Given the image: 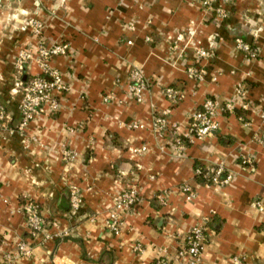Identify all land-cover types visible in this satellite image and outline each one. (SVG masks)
<instances>
[{
	"label": "crops",
	"instance_id": "1",
	"mask_svg": "<svg viewBox=\"0 0 264 264\" xmlns=\"http://www.w3.org/2000/svg\"><path fill=\"white\" fill-rule=\"evenodd\" d=\"M29 20L42 24L39 37ZM183 33L192 47L210 52L200 82L186 77L191 47L173 48ZM238 38L256 49L255 58L236 49ZM39 43L68 44L69 54L49 64L70 90L57 113L20 128L17 81L40 70L35 62L17 66L16 59ZM132 69L150 82L140 103L127 96ZM166 87L184 96L168 116L181 129L207 99L219 106L232 100L235 110L216 115L211 137L181 153L164 149L151 125L170 109ZM105 96L111 97L107 103ZM0 105L8 117L0 127V264L20 242L30 254L11 264H154L174 259L203 220L212 230L202 264H233L235 258L264 264V0H235L225 20L198 0H0ZM134 122L144 129H131ZM141 146L146 153L132 157ZM220 165L231 175L228 185L197 183L198 168ZM182 184L191 186L194 199L179 192ZM129 185L140 201L114 234L108 214ZM72 191L82 198L81 208L60 211ZM27 197L47 223L35 237L20 207Z\"/></svg>",
	"mask_w": 264,
	"mask_h": 264
},
{
	"label": "built area",
	"instance_id": "2",
	"mask_svg": "<svg viewBox=\"0 0 264 264\" xmlns=\"http://www.w3.org/2000/svg\"><path fill=\"white\" fill-rule=\"evenodd\" d=\"M200 6L207 12H210L214 18L225 20L227 18V7L235 0H198ZM27 26L31 27L33 34L36 37L41 35L43 26L39 21L29 20ZM130 42H128L129 44ZM173 48L184 49L191 47L193 63L185 68L186 77L189 80L200 82L204 76L205 70L201 66V62L208 58L210 52L202 47L193 46L191 44V37L187 34H178L175 38ZM235 47L238 51L247 55L248 58L256 57V49L242 39L238 38L235 41ZM70 52L67 43H55L51 46H46L39 43L35 50L25 49L18 53L16 64L23 66L31 62H35L39 67L40 73L34 75L26 81L19 79L17 87L21 91V100L19 103L20 112V128H25L31 121L40 115H53L57 113L61 107V100L70 90L69 86L63 81L60 72L50 67V61L57 56H66ZM150 82L145 78L144 72L140 69H132L128 75L127 82V96L130 100L138 103L142 102L143 95L148 91ZM164 97L170 104V109L165 110L162 114L156 115L152 120L151 131L153 135L161 142V148H170L174 152L181 153L185 151L188 145L203 141L211 137L217 130V123L215 121L216 115L232 114L235 110L233 101L230 100L223 106H219L214 100L207 99L204 103L193 111L190 115L188 124L181 129L180 126L170 122L168 116L171 108L177 106L183 99V94L176 88L166 87L162 91ZM110 96H105L103 101L107 103L110 101ZM243 109L247 105H242ZM260 117L264 120V105L260 112ZM7 115L4 108L0 105V122L7 120ZM2 125V124H1ZM131 129H144V126L139 123H132ZM260 140L264 141V135ZM146 146L134 148L131 150L132 157L142 156L146 153ZM70 154L66 153V157ZM202 171L196 170V175ZM206 177L211 178V185L223 187L231 182V175L225 174L224 168L220 165L215 168H207L203 171ZM179 192L186 196L187 200L195 198L194 190L188 184H182L178 187ZM140 201L138 189L135 185H129L113 200V206L108 214L107 226L114 234H119L124 224L126 215L131 214ZM81 198L77 191L71 192L70 198V212L75 213L79 210ZM22 213L26 221L27 230L32 237L37 236L44 230V218L37 210V206L30 200H26L21 207ZM259 210L263 208L259 206ZM209 229L207 221L195 225L184 237L181 244L178 245L174 260L183 264H202L201 255L206 245ZM17 252L11 254H3V262L11 264L19 256L28 257L30 250L28 246L20 242L17 245ZM138 250V247H136ZM165 253V250L163 249ZM167 257H161L155 261L154 264H168ZM233 264H240L236 258Z\"/></svg>",
	"mask_w": 264,
	"mask_h": 264
},
{
	"label": "rangeland",
	"instance_id": "3",
	"mask_svg": "<svg viewBox=\"0 0 264 264\" xmlns=\"http://www.w3.org/2000/svg\"><path fill=\"white\" fill-rule=\"evenodd\" d=\"M5 110V109H4ZM20 120H19V124H20ZM4 122H0V127H1V124H3ZM79 194V193H78ZM70 198H71V193H70V196H69V200H68V203H69V209H70ZM81 198V197H80ZM22 200V201H21ZM20 200V207H22L23 205H24V203H25V201L26 200H30L32 203H34L36 206H37V210H38V212L40 213V205H38L37 203H35V200L33 199V198H30V197H27V198H24V199H21ZM81 201H82V198H81ZM81 206H82V202H81V204H80V207H79V209L81 208ZM21 211H22V208H21ZM76 213V212H75ZM44 222H45V220H44ZM51 223L53 224V223H55L54 221H51ZM51 224V225H52ZM27 227V226H26ZM44 229H47V223L45 222L44 223V227H43ZM172 262H175V260L174 259H172V260H169V263L168 264H172ZM78 264H86V263H84V262H80V263H78Z\"/></svg>",
	"mask_w": 264,
	"mask_h": 264
},
{
	"label": "trees",
	"instance_id": "4",
	"mask_svg": "<svg viewBox=\"0 0 264 264\" xmlns=\"http://www.w3.org/2000/svg\"><path fill=\"white\" fill-rule=\"evenodd\" d=\"M241 39V38H240ZM243 40V39H242ZM244 41V40H243ZM245 42V41H244ZM246 43V42H245ZM248 44V43H247ZM248 45H250V44H248ZM251 46V45H250ZM200 171H202V169L201 168H198ZM197 169V170H198ZM196 181H197V183L199 184V185H211L212 184V182H211V178L210 177H206L205 176V174H204V172L202 171L200 174H197L196 175ZM207 227L210 229V230H212V226H211V224H207ZM206 242H207V240H206Z\"/></svg>",
	"mask_w": 264,
	"mask_h": 264
},
{
	"label": "water",
	"instance_id": "5",
	"mask_svg": "<svg viewBox=\"0 0 264 264\" xmlns=\"http://www.w3.org/2000/svg\"><path fill=\"white\" fill-rule=\"evenodd\" d=\"M59 210L62 212H67L69 210V203L67 199H62L59 204Z\"/></svg>",
	"mask_w": 264,
	"mask_h": 264
}]
</instances>
